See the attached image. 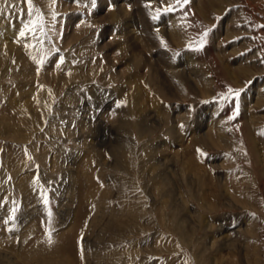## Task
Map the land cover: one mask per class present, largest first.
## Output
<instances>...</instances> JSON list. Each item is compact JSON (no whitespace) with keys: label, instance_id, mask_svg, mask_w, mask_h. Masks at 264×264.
Returning a JSON list of instances; mask_svg holds the SVG:
<instances>
[{"label":"rangeland","instance_id":"374dc122","mask_svg":"<svg viewBox=\"0 0 264 264\" xmlns=\"http://www.w3.org/2000/svg\"><path fill=\"white\" fill-rule=\"evenodd\" d=\"M0 264H264V0H0Z\"/></svg>","mask_w":264,"mask_h":264},{"label":"snow or ice","instance_id":"6c2138e0","mask_svg":"<svg viewBox=\"0 0 264 264\" xmlns=\"http://www.w3.org/2000/svg\"><path fill=\"white\" fill-rule=\"evenodd\" d=\"M29 3H31V0H29ZM20 35L23 36L24 33L21 32ZM205 35H207V33H205ZM229 91H235V94H236V96L238 97V96H239V93H240L241 90H232V89H230Z\"/></svg>","mask_w":264,"mask_h":264},{"label":"bare ground","instance_id":"6f19581e","mask_svg":"<svg viewBox=\"0 0 264 264\" xmlns=\"http://www.w3.org/2000/svg\"><path fill=\"white\" fill-rule=\"evenodd\" d=\"M136 39V38H135Z\"/></svg>","mask_w":264,"mask_h":264}]
</instances>
